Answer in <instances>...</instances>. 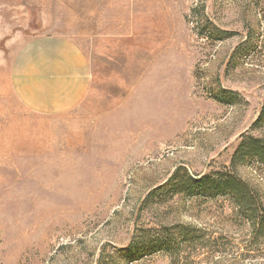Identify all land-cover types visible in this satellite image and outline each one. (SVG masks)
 I'll return each instance as SVG.
<instances>
[{
	"label": "rangeland",
	"instance_id": "374dc122",
	"mask_svg": "<svg viewBox=\"0 0 264 264\" xmlns=\"http://www.w3.org/2000/svg\"><path fill=\"white\" fill-rule=\"evenodd\" d=\"M59 1L0 0V264H264L228 198L146 200L264 139V0ZM237 175L264 204V165ZM176 226L174 257L122 253Z\"/></svg>",
	"mask_w": 264,
	"mask_h": 264
},
{
	"label": "trees",
	"instance_id": "16d2710c",
	"mask_svg": "<svg viewBox=\"0 0 264 264\" xmlns=\"http://www.w3.org/2000/svg\"><path fill=\"white\" fill-rule=\"evenodd\" d=\"M210 32L211 39L220 41L229 38L231 34L229 31H224L215 26ZM201 34L205 35V33ZM248 39L249 37L241 43L236 52L246 50L243 48L248 47L250 43ZM222 94L223 98L225 95L231 96L227 92H222ZM219 101L224 102V99L221 97ZM254 125L258 129L264 127V103ZM251 162L264 165L263 138L243 137L230 165L222 170L193 176L186 169L179 167L166 183L151 191L146 200L147 202H154L161 198L171 199L177 195L204 201L222 197L228 198L234 213L250 226L252 234L264 239L263 201L259 193L237 175L239 167ZM156 232L150 239L140 238L137 242L136 239L132 240L127 247L123 248L122 253L133 261L159 252H165L174 257L183 244L192 242L199 233L198 230L189 226L162 227Z\"/></svg>",
	"mask_w": 264,
	"mask_h": 264
},
{
	"label": "crops",
	"instance_id": "0c3cea01",
	"mask_svg": "<svg viewBox=\"0 0 264 264\" xmlns=\"http://www.w3.org/2000/svg\"><path fill=\"white\" fill-rule=\"evenodd\" d=\"M43 1H46V0H42ZM53 1V0H52ZM62 1H72L73 3H69V4H77L78 2L80 1H83L84 5L87 6V11H84V15H87V16H92L93 12H92V1H102V0H60L59 2L61 3ZM46 7H48L47 5L48 4H45ZM42 7H45L44 6V3H42Z\"/></svg>",
	"mask_w": 264,
	"mask_h": 264
}]
</instances>
